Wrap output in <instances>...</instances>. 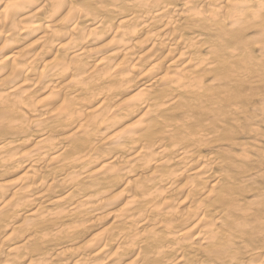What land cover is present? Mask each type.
I'll return each instance as SVG.
<instances>
[{
	"label": "bare ground",
	"instance_id": "bare-ground-1",
	"mask_svg": "<svg viewBox=\"0 0 264 264\" xmlns=\"http://www.w3.org/2000/svg\"><path fill=\"white\" fill-rule=\"evenodd\" d=\"M88 1L0 0V167L26 163L18 186L0 180V264L16 258L19 264L20 253L29 257L27 264H121L128 256L134 257L130 264H254L239 261L244 256L234 260L235 241L250 223L264 232L262 210L251 198L247 202L256 210L242 207L246 186L263 173L247 174L248 168L264 163V155L258 147L250 151L248 144L260 135L254 136V126L255 133L243 132L250 109L238 100L258 97L264 103V0ZM142 34L141 43L132 42ZM254 41L261 63L248 55ZM137 43L147 48L137 53ZM51 53L50 65L41 67ZM217 70L225 72L221 80L212 75L219 76ZM132 90L136 97L120 100ZM119 120L121 126L134 122L108 137ZM30 125L40 140L27 150ZM210 145L216 153L202 155ZM46 171H52L49 184ZM121 177L129 193L115 219L123 229L76 247L89 236L92 219L116 207L110 188ZM37 202L48 207L42 215L47 222L64 213L75 218L72 229L53 224L58 230L50 233L43 225L38 234L33 220L18 224L14 210ZM49 208L59 212L53 216ZM16 225L29 235L19 236ZM255 229L248 238L264 241ZM11 241L24 242L4 247ZM65 243L75 249L51 247ZM49 246L55 255H39ZM256 247L259 253L250 247L247 252L264 264V248Z\"/></svg>",
	"mask_w": 264,
	"mask_h": 264
},
{
	"label": "rangeland",
	"instance_id": "rangeland-1",
	"mask_svg": "<svg viewBox=\"0 0 264 264\" xmlns=\"http://www.w3.org/2000/svg\"><path fill=\"white\" fill-rule=\"evenodd\" d=\"M71 1H72L73 4H76V5H78V6H80V5L83 6V5H85V4H89V3H91V2L88 1V0H70V3H71ZM179 7H180V6H179ZM113 24H114V25H117V24H118V18H117V19H116V18L114 19ZM82 25H83L82 28H84V27L87 28V29H84V31L86 30V33H87V32L89 31L88 28H90V27H88V24H87V23H86L85 25H84V24H82ZM86 25H87V27H86ZM252 33H253V34H251L250 36L253 37V35H254V39H257V37H255V36H257V35H255L256 33H255V32H252ZM143 39H144V34L139 35L138 37H135V38L132 40V42H133V41H136V42L139 41V42L141 43V41H142ZM208 41H209V40H208ZM139 42H138V43H139ZM209 42H210V41H209ZM254 42H255V43H253L254 46L252 45V46H250L249 49H248V50H249V51H248V52H249L248 55L250 54L249 57L251 56V59H250V60H251L252 63H255V62H257V63H261V62H259V61H262V60H263V57H262L263 55H262V53L258 50V49H260V48H258L259 46H257L256 41H254ZM138 43L136 44L137 46H136L135 49H136V52H137V53H140L141 51H143L142 49H144V48L147 46V44H146V46L143 45L144 48H142L141 46H139V45H141V44H138ZM142 43H144V41H143ZM146 48H147V47H146ZM252 48H253V49H252ZM114 51H115V50H114V48H113V51L111 50L110 54H114V53H115ZM51 52H53V51H51ZM54 52H56V50H55ZM113 52H114V53H113ZM256 54H257V55H256ZM160 55H161V54H160ZM258 55H259V56H258ZM49 56H50V57H49ZM49 56H48L47 58L43 59V61L40 62V66H41V67H43L44 65H47V66L50 65V63L52 62L53 54L51 53ZM174 56H175V55H174ZM252 58H253L254 60H253ZM257 59H258V60H257ZM45 61H46V63H45ZM261 64H264V62H262ZM161 66H162L161 69L164 68L163 70L166 71V67H165L164 65H161ZM143 67H144V68H143L142 70H144V69H148V67H150V66H143ZM163 70L160 71L161 73H159V75H158L156 78L159 79L160 76L163 77L162 74H165V73H162ZM165 71H164V72H165ZM217 72H219V70H217ZM222 72H224V71H223V70H220V72H219V73H220L219 76H218V73H213L212 75H216L215 77H216L217 79L219 78V79L221 80V79L223 78V77H221V76H222ZM224 74H225V72H224ZM224 74H223V76H224ZM210 75H211V74H210ZM208 76H209V75H208ZM213 77H214V76H213ZM220 77H221V78H220ZM208 78H210V80H213L212 76H211V77L209 76ZM216 78H214V80H215ZM217 79H216V80H217ZM208 80H209V79H208ZM210 80H209V81H210ZM220 80H217V81H220ZM215 84H218V82L215 83ZM245 86H247V85H245ZM248 86H249V85H248ZM245 88H246V87H244V89L242 88V89H240V90H241V92H244V91H242V90H246V92H245V94H246L248 90L245 89ZM1 93H2V92H1ZM249 93H250V92L248 91V93H247V96H248V97H249V95H250ZM133 95H134V96H133ZM136 96H137V91H136V90H134V91L132 90L131 93H129L128 95H125L124 97H122V99H121V97H120V100H124L125 98H131V97L133 98V97H136ZM250 97H252V96H250ZM263 97H264V96H263ZM137 98H140V97H137ZM243 99H244V98H243ZM120 100H119V101H120ZM217 100H218V99H217ZM244 100H245V101L247 100V102H248L249 104H247V102L244 103L243 100H240V101L238 100V102H239V103L243 102V104H245V105H243V104L241 103L242 106H245L246 109H248V110H249V109H250V110L254 109V114L251 113V112H253V111H250V110L248 111L250 115L247 113L248 117L250 118V126H251V124L253 123V120H255V122H254V124L251 126V128H252L253 130L250 128V126L247 127V131H246V129H245L246 127H244V128L241 129V130L243 131V130L245 129L243 132H247L246 134L251 135V134H250L251 131L254 132V131L256 130V129H254V127L257 128L256 133L258 132V134H254V136H257V137H258V136L260 135L259 137H260L261 139H259V137H258V138L256 137L257 139H255V137H254V139L251 140L252 144H248V146H249V148H250V151H256V149H257V147H258L257 151H258L260 154L262 153V156H263V155H264V126H263V125H264V119H263V118H264V110H263V109H264V107H263V106H264V103H263V102H260V101L258 100V97H253L252 99H251V98H249V99L245 98ZM248 100H249V101H248ZM253 100H254V101H253ZM251 101H253V102H251ZM252 103H253V104H252ZM256 103H257V104H256ZM246 104H247V105H246ZM213 105H214V104H213ZM216 105H217V104H215V106H216ZM248 105L251 106V107H253L254 105H255V106L251 109ZM210 107H211V106H210ZM218 107H219V106L217 105V108H218ZM215 108H216V107H215ZM217 108H216V109H217ZM225 108H226V107H224V109H225ZM256 108H257V109H256ZM259 108H260V109H259ZM261 110H262V111H261ZM259 111H260V113H259ZM255 114L257 115V117H258L259 119H254V118H257ZM258 114H260V115H258ZM251 115H253V116H251ZM254 115H255V116H254ZM250 116H251V117H250ZM261 116H262V117H261ZM253 117H254V118H253ZM133 120H134V119H133ZM133 120L130 121V122L128 121V122H126V123H123V125H124V124H125L124 126H126V125H128V124L130 125L131 122L133 123L135 120H137V118H135L134 121H133ZM256 120H257V121H256ZM119 121H120V120H119ZM251 122H252V123H251ZM119 123H121V121L118 122V124H119ZM256 123H257V124H256ZM116 125H117V124H116ZM116 125H113V128H114V129H113V128L110 129L111 131H110V133L108 134V137H112L114 134H115V135L119 134V133L122 131V130H121V129H122L121 127L124 128L123 125L121 126V124H119L118 126H120V127H119L120 129H116V128L118 127V126H116ZM256 125H258V126L260 125V127H258V126H256ZM253 126H254V127H253ZM34 127H35V126H33V125H32V127H31V125H30V127H29V128H30V130H29L30 132L28 131L29 133H28V135H27V137H26L27 140H28V142H27V144L25 145V147H26L27 150L30 149L33 145H37V144H35V142H38L37 139L40 140V136H38L37 131L33 129ZM248 128H249L250 130H248ZM112 129H113L114 131H113ZM32 130H33V131H32ZM118 130H119L120 132H119ZM136 131H137V130H136ZM117 132H118V133H117ZM138 132H139V133L144 132V129H143V131H142V130H141V131L138 130ZM138 132H137V133H138ZM33 133H34L35 135L37 134V136L35 137V135H34ZM254 133H255V132H254ZM259 133H260V134H259ZM32 134H33V136H32ZM111 135H112V136H111ZM115 135H114V136H115ZM248 135H247V136H248ZM32 137H33V138H32ZM31 138H32V139H31ZM35 138H36V139H35ZM6 140H7V142L12 141V139H11V140H10V139H6ZM31 140H33V141H31ZM36 140H37V141H36ZM254 140H255V141H254ZM251 142H250V143H251ZM31 143H32V144H31ZM33 143H34V144H33ZM254 144H255V145H254ZM25 147H24V148H25ZM210 147H211L212 152H213V148L215 149L213 153L211 152ZM210 147L207 148V149H209L210 154L207 153V152H209V151L205 148L206 150H203V153H204V154L202 153V155L207 156V154H208V155L215 154V153H216V148H215L216 146L214 145V147L212 148V145H210ZM260 147H261V148H260ZM251 148H252V149H251ZM259 148L262 149V150H260ZM21 149H23V148H20V150H19L20 153H25V152L27 151L26 149H23V150L21 151ZM25 150H26V151H25ZM23 151H25V152H23ZM204 151H205V152H204ZM206 151H207V152H206ZM260 151H261V152H260ZM108 153H109V152L107 151L106 155H107ZM114 153H115V152H114ZM109 155H114V154H113V151H110V154H109ZM263 160H264V156H263ZM6 163H7V164H5V165L3 164L4 166L1 165V167H0V168H4V169H2V172L0 171V180H1V178L4 177V179H6V181H9V182L11 181V185H12V186H11V185H10V186H11V188H13V183H14V184L17 183L16 186L19 185V183H18L19 181H18V180H19V178L21 179L22 176H23V174L25 173V166H26V165H24V164H26V163H23V162H22V164H21V163H19V164L14 163V165H16V164H17V165H20L21 168H20V167H16L17 165L14 166L12 162H10V163H11V164H10L8 161H6ZM8 163H9V164H8ZM255 163L257 164V166H259L260 170H259V168H257L258 171L256 170V165H255ZM260 163H261V162L257 163V162H255V161H253L252 165L250 164L251 167L249 166V168H248V171H249V172H248L247 174H256V173L258 172L257 174L260 175L262 172L264 173V166H263V168L261 167L264 163L262 162V163H261V166H260ZM258 164H259V165H258ZM21 165L24 166V167L22 168ZM11 166H12V167H11ZM253 166H254L255 168H254ZM11 168H12V169H11ZM250 168H251V169H250ZM14 169H15V171H14ZM17 169H18V171H17ZM19 169H20V170H19ZM261 169H262V170H261ZM0 170H1V169H0ZM12 170H13V171H12ZM254 170H255L256 172L253 173ZM3 171L5 172V174L3 173ZM11 171H12V173H10ZM219 171H220V170L215 169V172H214V173H215V174H218ZM251 171H252V172H251ZM260 171H261V172H260ZM15 172H16V174H14ZM49 172H50V171L42 172V175H43L46 179L49 178L48 180H46V179L43 180V181L46 182L47 184H49V183L52 182V177H50ZM2 173H3L4 175H3ZM50 173H52V171H51ZM263 173L261 174V176H259V178L261 177L260 179L258 178V179H256L254 182L249 183V184L246 186L247 189H248V188H250V189H248V190L245 189V193H244V195H247L246 200H245L246 202L249 201L250 198H251V199H252L251 205H252V204H253V205L255 204V206L258 208V210H262V213L264 214V209H262V207L264 208V206H263L264 203L261 201V198L264 196V190H263V189H264V188H263V187H264V182H263V181H264V177H263V179H262V176H264ZM11 174H12V176H11ZM13 174H14V175H13ZM21 174H22V175H21ZM53 174H54V173H53ZM2 175H3V176H2ZM7 175H8V176H7ZM48 175H49V176H48ZM1 176H2V177H1ZM8 177H9L10 179H9ZM122 178H123V177H121V179H122ZM58 179H59V177L57 176V179H56V180H58ZM118 179H119V181H118V182H119L118 186H116V184H115V186L113 185V186H114L115 188H117V189H115L114 187H113V188H110V189H114L113 195H114V196L116 195V199H117V198L119 199V200L117 199V202H116V205H115L116 207L110 208V210H108V211L104 210V211H103L104 213H102V214L99 216V217L102 218V219H100L99 217H97V219H96V218L92 219V221L94 220V222H95V223L93 222L92 225H91V222H90V225L88 224V223H89V222H88L87 224H88L89 226L87 225L86 228H87V227H89V228L86 229V232H88V231H89V232L86 233V234H89V236L87 235V236H86V239H83V238H85V237H84L85 234H84L83 236L81 235V237H80V235H79V236H75L76 239H78V237H79V239H80V238L83 239V242H81V243H78V242H80V240H78V241L75 240V241L77 242L76 247H77V246H81V244L83 245V244L86 242V240H88V241H89V240H90V241L93 240L92 242H93V245H94V243H95V242H94V241H95L94 239L98 238V240H100V239L103 238V237H104V238L107 237L109 234H110V236H112L113 234L116 233L115 231H121V230L123 229L122 223H121L119 220L115 219V218H116V217H115V215H116L115 213L117 212V210L121 209V208L125 205V203H126L125 201L128 200V198L126 197V196H127V195H126V192L129 193V191H128V190H125V187L123 186L124 180H123V179L121 180L120 178H118ZM45 180H46V181H45ZM258 180H260L261 182L258 181ZM12 182H13V183H12ZM258 182H259V183H258ZM20 183H21V182H20ZM56 183H57V182H56ZM58 183H60V182H58ZM121 183H122V184H121ZM256 183H257V184H256ZM252 184H253V185H252ZM255 184H256V186L259 184V185L257 186V190H258V191L256 190V187L254 186ZM250 185H251V186H250ZM262 185H263V186H262ZM10 186H9V187H10ZM248 186H250V187H248ZM259 186H261L263 189L261 188V190H259V188H260ZM9 187H8V188H9ZM253 187H254V188H253ZM108 188H109V187H108ZM249 190H250V191H249ZM254 190H255V195H256V196L254 195ZM246 191H248V192H246ZM262 191H263V192H262ZM249 192H250V193H249ZM251 192H252V195H251ZM257 192H258V193H257ZM124 193H125V195H124ZM128 193H127V194H128ZM246 193H247V194H246ZM261 194H262L263 196H261ZM118 195H119V197H117ZM120 195H121V197H120ZM172 195H173V194H172ZM175 195L178 196V194H175V193H174V195H173L174 198H177V199L183 197V196H180V195H179L180 197H176ZM249 195H251V196L248 198ZM259 195H260L261 197H259ZM257 196H258V197H257ZM243 197H244V196H243ZM243 197H242V200H243ZM120 198H121V199H120ZM256 198H257L258 201L260 200L261 202H260V201L257 202V200H255ZM116 199H115V200H116ZM242 200H241V202L243 203ZM262 200L264 201V197L262 198ZM120 201H121V202H120ZM245 201H244V203H246ZM255 201H256L257 204H258V203H260V204L256 205V203H254ZM117 203H118V204H117ZM248 203H249V202H247L246 204H242V205H243V206H242L243 209L246 208L247 206H249L248 209H254V210H256V207L254 208V206H251V205H249L250 203H249V204H248ZM247 204H248V205H247ZM262 204H263V205H262ZM29 205H30V206H29ZM29 205H25L26 207H25V206H22V207L20 208V210H18L19 207H18L17 210H16V209L14 210L15 213H13V214H14L17 218H18V216H20L18 219H16L17 221H16V220H15V221L18 222V224H20V223L22 222V220H23V221H24V220L26 221V220L28 219L27 221L29 222V219H31V220H33V222H31V223H33L32 225L35 226V227L33 226V229L36 228V231H37V232H38L37 229H40V227H41L40 230H42V228L45 227L46 230H44L45 228L43 229L45 232H47V230H48L50 233H53V232L55 231V229H56V228H55L54 230L52 229L53 224H54V225L57 224V225H56L57 227L61 226V227H59V229L62 228V229H64V230H65V229L71 230V229H72L71 226L74 225V223H75V221H76L75 218H73L72 216H71V217H70V216H67V214H66V216H65V213L63 214L65 217H64L62 214H61L62 217H61V215L58 216V215H56V214L59 212V210H57L58 212L55 214L56 209L54 210L53 208H49V211H51V212L53 211L54 214H55L56 216H54V214H53V212H52V214H53V216H54L55 218L53 217L54 220H52V218H50V221L47 222L48 220L46 221V220L44 219V218H46L47 216H46V215H45V216L43 215V212H44V214H45L46 212H48V211H47V208H48V207H46L45 204H44V205H40V203L37 202V203H35V205H34V204H32V205L29 204ZM120 205H121V206H120ZM122 205H123V206H122ZM245 205H246V206H245ZM259 205H262V206H260L261 209H259ZM41 206H42V207H41ZM43 206H44V209H43ZM244 206H245V207H244ZM39 207H41L40 212L38 211V210H39V209H38ZM118 207H120V208H118ZM251 207H252V208H251ZM117 208H118V209H117ZM30 209H32V210H30ZM37 209H38V210H37ZM52 209H53V210H52ZM116 209H117V210H116ZM45 210H46V211H45ZM245 210H247V208H246ZM245 210H244V211H245ZM34 211H35V213H36V212H37V213L39 212V214L36 213V215H35ZM112 211H113V212H112ZM109 212H110V213H109ZM263 214H262L261 221L264 222V218H263L264 216H263ZM17 215H18V216H17ZM30 215H31V216H30ZM33 215H34V216H33ZM42 215H43L44 218L42 217ZM47 215H48V214H47ZM28 216H29V217H28ZM36 216H37V217H36ZM38 216H41V219H44V221H42L40 218H38ZM57 216L60 217V218H62V219L57 218ZM69 217H70L71 219H70ZM23 218H24V219H23ZM34 218H35V219H34ZM38 219H40V220H38ZM47 219H49V218H47ZM69 219L72 220L73 223H72V221H70ZM73 219H74V220H73ZM95 219H96V220H95ZM240 219H242V218L240 217ZM19 220H20V221H19ZM38 221H39V222H38ZM40 221H42L43 223H40ZM56 221H58V222H56ZM63 221H65V222H63ZM68 221H69V222H68ZM114 221H115V222H114ZM44 222H45V223H44ZM51 222H53V223H51ZM67 222H68V223H67ZM31 223H30V224H31ZM49 223H50L51 225H50ZM58 223H59V224H58ZM63 223H64V224H63ZM71 223H72V224H71ZM119 223H120V224H119ZM18 224H17V225H18ZM39 224H40V225H39ZM62 224H63V225H62ZM251 224L255 225L256 227H253V228H252L253 225L251 226ZM17 225H16V229H15V231L17 230L19 236L22 235V237H25L27 234L29 235V233H26V232H27L26 229H25V230L23 229V230H24V231H23V230L20 228V230H19V229H18L19 226H17ZM43 225H44V227H43ZM48 225H49L50 227H49ZM69 225H70V226H69ZM248 225L251 226V228H249ZM38 226H39V227H38ZM51 226H52V227H51ZM54 227H55V226H54ZM54 227H53V228H54ZM72 227H73V226H72ZM245 228H246V229L249 228V230L247 229L248 231L245 230L246 232H244V229H245ZM255 228H256V229H255ZM9 229H13V228H9ZM254 229H255L256 232H257V231L262 232L261 230L258 229V226H257L255 223H250V224H247V226H245V225L243 226V232H244L246 235H245L244 233H242V235L240 234L242 237H240V235L237 236V237H239L240 239H239V238H236V240L239 239L240 241H239V240H238V241H235V242H236V247H238V250H237V249H234V250H235V252H236V250H237L238 252H241V253H238V252H237V253H236L237 257H235L234 260L238 261L240 257H243V256H244V258H240L241 260H239V261H241V262L244 261V262H247V263H249L248 261H250L251 263H254V264H255V258H251V257L249 256V254L251 253V248L254 249V250L252 251V253L256 250V249L254 248V247H256V246L259 248L260 245H262V247L264 248V241H262V239L259 238V237H257V239H256V237H255L254 239H253V238H248V237L250 236V235H249L250 233L247 234V232H249V231H251V230L254 231ZM257 229H258V230H257ZM40 230H39V231H40ZM43 230L40 231V232H38V234H42V232L44 233ZM56 230H58V229H56ZM87 230H88V231H87ZM0 231H1V229H0ZM9 231H10V230H9ZM19 231H20L21 233H19ZM105 232H106V233H105ZM256 232H255V233H256ZM22 233H23V234H22ZM24 233H25V234H24ZM103 233H104L105 235H104ZM108 233H109V234H108ZM111 233H112V235H111ZM262 233H264V232H262ZM102 234H103V235H102ZM256 234H258V233H256ZM23 235H24V236H23ZM244 235H245V236L248 235L247 238H248L249 241H248L247 239H245L246 237H244ZM110 236H108V237H110ZM1 237H2V236H1ZM1 237H0V238H1ZM26 237H27V236H26ZM26 237H25V238H26ZM258 238H259V240H258ZM82 239H81V241H82ZM255 239H256V242H255ZM96 240H97V239H96ZM241 240H243V241H241ZM246 240H247V241H246ZM252 240H253V241H252ZM260 240L263 242V244L261 243ZM258 241H259V243H260L259 246H258V244H257ZM11 242H13V244H12V243L9 244V243H10V242H9V243L6 244V246H4V247H7V248H8V247H14V246L16 247V245H17V247H18V246H21V245H22L21 243H23L24 241L18 242L19 244L16 243V242H14V241H11ZM92 242H91V246H92ZM240 242H241V243L243 242V243L241 244ZM251 242H252V245H253V244L255 245V246L253 245L254 247H252ZM15 243H16V244H15ZM73 243H74V242H73ZM239 243H240V244H239ZM255 243H256L257 245H256ZM20 244H21V245H20ZM79 244H80V245H79ZM246 244H247L248 246H247ZM11 245H12V246H11ZM33 245H34V244H33ZM52 245H53V246H51V247H54V246H55V250H56V252L60 251V249H61V250H67V249H70L69 247H71V246H72V247L74 246V249H75V245H73L72 243L67 244V246H66V243H65V244H59L58 247H57V244H52ZM61 245H62L65 249H64ZM243 245H245V246H243ZM60 246H61L62 248H61ZM65 246H66V247H65ZM32 247H33L34 249L37 248L36 245H34V246H32ZM51 247L49 246L47 249H44L42 253H39V255H40V254H43V253H44L45 255L47 254V257H50V255H51L50 253H52V255H55L56 252H54L53 249H52ZM56 247H57L58 249H56ZM59 247H60V248H59ZM248 247H250V249H249ZM257 247H256V248H257ZM262 247H261V249H259V250L262 251ZM7 248H6V249H7ZM247 248L249 249V252H250V253L247 252V251H248ZM50 249H52V251H50ZM72 249H73V248H72ZM244 249H245V250H244ZM57 250H58V251H57ZM257 251H258V249H257ZM257 251H255V252H256V253H259V252H260V251H258V252H257ZM45 252H46V253H45ZM243 252H244V253H243ZM255 252H254V253H255ZM261 253H263V251H262ZM242 254H244V255H242ZM20 255H21V258L18 257V258H20V261H19L18 263H19V264H27V262H28V260H29V257H27V256H25V255L23 256V253H20ZM241 255H242V256H241ZM245 255H246V256H245ZM35 256H37V254H36ZM131 256H132V255H131ZM176 257H178V256L176 255L175 258H176ZM246 257L249 258V259H246ZM16 259H17V258H16ZM16 259H15V260H12V261H13V264H14V262L16 263V262L19 260V259H18V260L16 261ZM125 259H126L127 261L124 260L123 262H120V263H121V264H130V262L132 263L134 257H131V258H130V257L128 256V259H127V257H126ZM237 259H238V260H237ZM245 259H246V260H245ZM252 259H253V260H252ZM12 261H11V262H12ZM71 261H72V260H71ZM114 261L116 262V260H114ZM173 261H174V260H173ZM253 261H254V262H253ZM11 262H10V263H11ZM115 262H114V264H119L118 262H116V263H115ZM62 263H64V262H62ZM11 264H12V263H11ZM16 264H17V263H16ZM60 264H61V263H60ZM65 264H66V263H65ZM156 264H160V262H159V263H156ZM163 264H165V263L163 262Z\"/></svg>",
	"mask_w": 264,
	"mask_h": 264
}]
</instances>
